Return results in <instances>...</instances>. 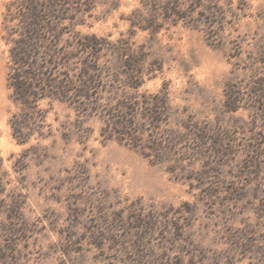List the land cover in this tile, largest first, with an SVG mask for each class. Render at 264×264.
Segmentation results:
<instances>
[{"label": "rangeland", "instance_id": "obj_1", "mask_svg": "<svg viewBox=\"0 0 264 264\" xmlns=\"http://www.w3.org/2000/svg\"><path fill=\"white\" fill-rule=\"evenodd\" d=\"M10 1L0 205L14 193L23 204L17 221L0 208V264H264V0H96L76 28L107 43L91 97L53 101L51 133L24 144L11 123ZM124 51L140 61L136 89ZM163 91L165 120L138 113L145 148L117 140L108 113ZM165 130L181 140L156 153Z\"/></svg>", "mask_w": 264, "mask_h": 264}, {"label": "trees", "instance_id": "obj_2", "mask_svg": "<svg viewBox=\"0 0 264 264\" xmlns=\"http://www.w3.org/2000/svg\"><path fill=\"white\" fill-rule=\"evenodd\" d=\"M95 4L96 0H12L7 5L4 39L10 46L8 84L18 106L11 123L19 143H27L35 135L46 137L51 133L47 115L53 101L80 103L90 99L96 79V69L91 62H98L107 43L94 36L83 35L76 28L80 25V15L90 11ZM122 63L127 72L139 75L131 77L128 83L129 87L138 88L140 85L136 78L139 80L143 74L137 69L140 61L124 51ZM152 98V103L143 101V105L133 99L134 106L122 105L118 112L108 113L106 123L111 132L117 134V140L145 148L142 138L145 128L138 120V113L145 111L148 120L159 123L171 111L166 92ZM45 102L48 108L43 106ZM165 132L168 136L151 138L150 148L156 153L181 140L176 139L178 137L173 131ZM167 143L171 145L167 146ZM4 177L0 154V196L6 192ZM22 204L21 195L14 193L9 203L4 207L0 205V208H5L3 212L9 219L17 221L21 219Z\"/></svg>", "mask_w": 264, "mask_h": 264}]
</instances>
